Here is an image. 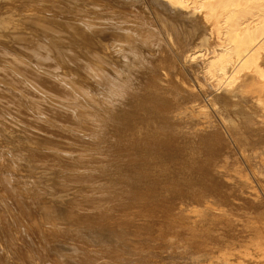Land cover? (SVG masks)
<instances>
[{"label": "bare ground", "instance_id": "bare-ground-1", "mask_svg": "<svg viewBox=\"0 0 264 264\" xmlns=\"http://www.w3.org/2000/svg\"><path fill=\"white\" fill-rule=\"evenodd\" d=\"M198 209L264 222V0H0V264H200Z\"/></svg>", "mask_w": 264, "mask_h": 264}, {"label": "rangeland", "instance_id": "rangeland-1", "mask_svg": "<svg viewBox=\"0 0 264 264\" xmlns=\"http://www.w3.org/2000/svg\"><path fill=\"white\" fill-rule=\"evenodd\" d=\"M197 89H199V92L201 91L200 90V88H199V86L197 85ZM201 93V96H203V98H205V94L201 91L200 92ZM205 205H207V206H211V204L209 203V204H205ZM204 205V206H205ZM206 206V207H207ZM217 206V205H216ZM211 207H213V206H211ZM218 207V206H217ZM213 209V211H214V215L215 216H217V219L219 218L218 216V214H219V212L217 211V209H216V207H215V205H214V207L212 208ZM215 209V210H214ZM221 209V208H220ZM220 209H218V210H220ZM199 210V209H198ZM197 210V211H198ZM200 210H202V209H200ZM199 210V212H202V211H200ZM187 211H190V210H186V212L185 213H188ZM191 212H193L194 214H192V216L191 215H189L190 216V218L189 219H194V218H191V217H193L194 215L196 216V215H198V212H196L195 213V211H194V209H191ZM191 212H189L188 214H191ZM208 211L206 210V213H207ZM203 213H205V211L204 212H202V216L203 215H205V214H203ZM209 213V212H208ZM201 214V213H200ZM207 215V214H206ZM199 216V215H198ZM210 216V217H209ZM213 216V215H212ZM211 216V214L209 215H207V217L205 216H203L204 218H211L212 217ZM214 216V218H216ZM225 216V215H224ZM224 216H222V218L224 217ZM197 217V216H196ZM195 217V220L197 219V218H201L200 216L199 217H197L196 218ZM202 217V222L204 223V221L206 222V224L208 225V226H206V224H205V226L206 227H210L211 229H212V227L214 226V227H217V228H214L213 230H215L216 229V231H214V232H217V233H221L222 231H224V232H222L221 234H219V236H221V238L217 235V234H215V235H217V237L218 238H220V239H218V241H217V243L216 242H214L215 244V246H213L214 248H212L211 250H212V252H210V253H212L213 255H214V253H213V251L216 253L214 256L211 254V255H209V257L210 258H207V259H209V260H204V257H202L203 259H200V261H202L200 264H257V263H263L264 264V258H263V256H264V249H263V247H264V241H263V243L261 242L262 240H264L262 237H264V236H262L260 233H259V231L260 230H262L263 228H262V225L264 224V222H262V223H257V222H254L253 220L254 219H252L251 221H253V223L251 222V221H249V222H251V223H249V224H251L250 226H252L253 225V227H254V225L255 224H257V226L256 227H258V229L256 230V227H255V229L252 227V229H251V227L249 226V224L247 223L248 221H246V219L245 218H247V217H250V218H252V216H249V215H245V217H243V219L241 218V217H237L236 219H235V217L233 218V224H232V229H235V230H237V231H234V230H230V231H228L229 230V228L227 227L226 228V226H224L225 225V222L224 221H227V216H225V219L223 218L222 220H224V221H221L220 219V221L223 223H221V222H219V220L217 221V222H219V223H217L216 225L215 224H211V221H213V220H211V219H207V220H209V221H207V220H204V218ZM220 218H221V216H220ZM239 218V220L241 221H239V220H237ZM188 219V220H189ZM216 219V220H217ZM245 219V220H244ZM247 219H249V218H247ZM187 220V221H188ZM239 221V223H246L247 225H242V224H238V222L237 221ZM250 220V219H249ZM239 225V227L237 226V224ZM211 224V225H210ZM218 224L220 225V228H225L224 230L223 229H219L218 228ZM261 224V225H260ZM210 225V226H209ZM213 225V226H212ZM233 225H235V226H233ZM260 225V226H259ZM212 226V227H211ZM223 226V227H222ZM247 226H249V228H250V230L252 231L253 229V231L252 232H250L249 233V228L247 227ZM247 227V228H246ZM260 228V229H259ZM226 229H228L227 231H225ZM242 229H244L243 231H245V232H242ZM217 230H222V231H217ZM238 230H241V232H242V234H241V232H239ZM249 230V231H248ZM256 230V233L254 232ZM259 230V231H258ZM247 231H248V234H247ZM231 232V234H229ZM235 232V233H234ZM236 232H238V233H236ZM224 233V234H223ZM229 234V235H227V234ZM245 233V234H244ZM253 233H254V235H253ZM261 233L262 234H264V229H263V231H261ZM235 234V236H233ZM240 236H239V235ZM258 234H260V235H258ZM224 235H226V236H224ZM230 235H231V237H230ZM251 235H253V237L251 236ZM250 236V237H249ZM258 237V239L260 238V240H259V242H261L260 244L262 245V251H261V245L259 244V243H257V238H255V237ZM235 237V238H234ZM236 237H238V238H236ZM242 237V238H241ZM223 238H227L226 240H227V242H228V245H230V243L229 242H232L231 243V245L233 244V246H230L231 247V249H230V247H229V249H228V247L226 246V240L224 239V241H223ZM233 238L234 239H237L235 242H237L238 241V243H236L235 244V242L234 241H232L233 240ZM251 238H255V239H257L254 243H251V242H249V241H252L251 240ZM217 239V238H216ZM229 239H231V241H229ZM241 239V240H240ZM262 239V240H261ZM221 240V241H220ZM240 240V241H239ZM254 241V240H253ZM252 241V242H253ZM224 242L225 243V246L227 247H225L222 243ZM219 243L220 244H222V246L223 247H225L226 249H228L229 250V252L228 251H226L225 250V248H223V250H222V252H220L221 251V249H222V247H220V246H218L219 245ZM259 244V245H258ZM235 245V246H234ZM218 246V248H216ZM164 247V246H163ZM220 248V249H219ZM232 248L234 249V250H232ZM164 249H165V247H164ZM215 249L217 250V251H219V252H217V251H215ZM259 249V250H258ZM232 250V251H231ZM225 252V253H224ZM227 252V253H226ZM260 252H261V254H260ZM224 253V254H223ZM154 254H158V252H156L155 250L153 251V253H152V255L153 256H148V257H143L142 255H140L139 256V258H137V263H139V261L142 263V264H175L176 262H174L171 258H170V256L168 255V253L166 252V250H165V253H164V255H154ZM148 255V254H147ZM225 255V256H224ZM212 256H213V258H212ZM231 256V257H230ZM156 257V258H155ZM222 258V259H221ZM230 258V259H229ZM221 259V260H220ZM257 260V261H256Z\"/></svg>", "mask_w": 264, "mask_h": 264}]
</instances>
